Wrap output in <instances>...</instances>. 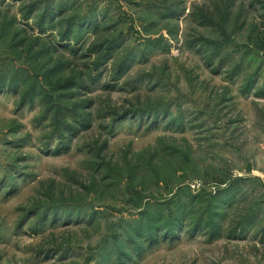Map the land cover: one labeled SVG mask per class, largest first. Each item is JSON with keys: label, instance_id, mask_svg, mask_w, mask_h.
I'll return each instance as SVG.
<instances>
[{"label": "rangeland", "instance_id": "rangeland-1", "mask_svg": "<svg viewBox=\"0 0 264 264\" xmlns=\"http://www.w3.org/2000/svg\"><path fill=\"white\" fill-rule=\"evenodd\" d=\"M66 1L69 14L100 20L73 39L78 53L58 50L54 57L69 63L58 68L37 66L48 57L25 48L28 27L1 34L0 10V75L16 76L27 61L42 73L54 67L46 79L54 95L90 103L75 107L93 116L67 147L49 150L43 100L20 108L19 94L0 93V264H115L112 242L130 249L126 233L147 216L159 239L129 264H264V51L254 47L264 0ZM160 4L181 6L180 16L165 20ZM2 7L22 22L19 3ZM109 39L120 55L145 52L117 88L106 85L116 75L109 62L92 72L94 83L87 78L92 89L59 90L89 73L96 56L87 50ZM48 204L77 206L86 220L69 223L58 209L57 222L50 215L36 231L37 217L19 225Z\"/></svg>", "mask_w": 264, "mask_h": 264}, {"label": "trees", "instance_id": "trees-1", "mask_svg": "<svg viewBox=\"0 0 264 264\" xmlns=\"http://www.w3.org/2000/svg\"><path fill=\"white\" fill-rule=\"evenodd\" d=\"M7 1L9 0H0V10L5 14L4 21L2 23L1 34L12 36L11 34L15 32L13 34L15 37L16 33L20 32L14 31L15 28H21L20 26L28 27L30 33H27L28 35H26L24 39H20L21 42L26 45L25 48H30L33 51L38 49L36 53L40 52L43 54V57H48L44 63L37 62V66H49L52 65V63H56L57 68L64 66L66 62H62L61 60H58L54 57L58 50L61 47H65L68 48L70 52L78 53L81 49L75 47L73 39H75V43L78 44L83 37V34L96 30L99 25L98 23L100 16L95 12H91V14L82 18H78L76 13L69 14L68 11L72 8V4L69 5V1L66 0L55 3L51 0H11L14 3L20 4L19 13L23 16L21 19L22 22H18V26H16V17H9L10 10L8 8L5 9L2 7L7 3ZM173 5L160 4L158 7V10L161 11L159 12L161 17H163L165 20H169L173 16H180L179 11L182 7H176ZM260 27L261 29L258 31L257 40L254 43V47L262 52L264 51V21L260 23ZM30 38H33V41L27 43ZM162 40H160V43ZM48 43L51 44L49 47L50 49L47 47ZM102 46H108L107 51L103 52V50H101ZM113 46V42L109 39L102 40L99 47L96 46L90 50L88 49L87 51L89 52V56H96L93 57L94 61L90 62L91 68L89 69V73L87 75L82 73V79L79 81L78 78H72V80L66 81L62 85L57 84L60 86L59 90L78 88L88 91L92 89L90 83H87V78L89 77L92 83H94L96 78L95 76L93 77L92 72L98 71L99 73V71L103 67L107 66L109 62H111L112 69L116 71V75L112 77L113 80L108 82L106 85L110 91L116 89L118 83L122 80V78H124L128 72V69L133 65L134 61L131 60H140L142 58L141 53L144 54L145 52L132 50L129 55L128 51H126L124 54L121 53L120 55L118 52L122 50V47H118L116 49V47ZM165 48L166 46H162L163 50H165ZM114 49L115 51H113ZM85 56L87 57L88 54ZM32 58L33 56L30 57V59ZM68 65L69 63H66V66ZM54 70V67H52V69L48 70L46 73H42V71L38 70V68L32 67L30 61H27L26 65L18 67V73L16 76L10 78L5 72L0 75V93L12 91L16 94H19L20 108L27 106V104H33L36 98H41L44 103L43 108H45V111L40 119L48 120L49 125L52 126V131L44 137L45 141L47 142L45 144L46 146L48 145V148H50L49 150L56 149L59 152L61 149H64L70 144V139L73 136L78 135L80 132L86 131L92 127L93 116L91 111L88 110L83 112L79 111L78 108L75 107L78 106L80 108H88L90 107V103H86L84 105L75 103V106H70L59 101V96L54 95V90L56 91L58 89H55L50 85L48 87L46 80L48 77H52L54 75ZM31 71L35 72V74H33ZM72 92L73 93L68 92L66 97L77 95L74 94L77 93L76 90H72ZM83 93V91L79 93L78 97H80V94ZM122 116L127 117L129 115ZM119 119L121 118H118V120ZM106 126L110 127L111 124L106 123ZM53 142L54 146L52 147L51 144ZM0 183H2V181ZM224 190L225 189H221L220 191ZM217 197L218 195L214 198ZM58 209H63L65 211V215L68 216L69 223L73 221L76 222L78 220L84 222L86 220L83 211L77 206H71L70 209H67L66 207L58 208L48 204L35 205L31 207L19 225H21L23 222L25 223L26 221L27 224L31 222L27 220L32 218L31 216H34V218L37 217V219H35L29 225L34 229V231H36L40 228V226L46 224L49 221L50 215H52V222H57ZM142 215L144 217L145 214L143 213ZM216 217L217 216L213 215L214 219ZM145 218L147 219L146 223L144 221H139L136 223V226H130V234L126 233V243H129V246L131 247L130 249H125L122 246L119 241V237H116V239H114L112 242L114 244V248L113 250L111 248V250L114 251L116 256L114 259L115 264H129L130 262L139 259L145 250L150 247L152 244L151 242L158 241V230L160 227L156 224L157 219L151 216H147ZM175 220L177 221L179 219H176L175 216L172 218V221L174 222ZM212 224H214V222ZM171 228H173V226H171L167 231H171ZM134 238H141L142 240L139 239L141 242L138 243L137 240L134 241ZM143 245H145V247ZM125 261L127 262L125 263Z\"/></svg>", "mask_w": 264, "mask_h": 264}]
</instances>
